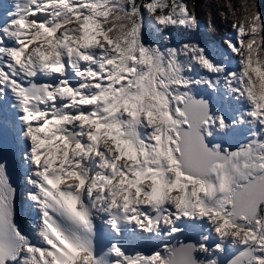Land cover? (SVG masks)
<instances>
[{
    "label": "snow or ice",
    "instance_id": "snow-or-ice-1",
    "mask_svg": "<svg viewBox=\"0 0 264 264\" xmlns=\"http://www.w3.org/2000/svg\"><path fill=\"white\" fill-rule=\"evenodd\" d=\"M225 7L235 38L221 49L172 45L171 29L200 27L185 0L0 3V102L17 113L42 245L14 223L0 160V264H219L225 244L238 249L227 264H264V15L248 0ZM198 88L245 107L226 122ZM241 126L249 139L234 151L206 142ZM99 218L137 242L204 222L218 243L202 235L150 255L113 243L97 255Z\"/></svg>",
    "mask_w": 264,
    "mask_h": 264
},
{
    "label": "bare ground",
    "instance_id": "bare-ground-1",
    "mask_svg": "<svg viewBox=\"0 0 264 264\" xmlns=\"http://www.w3.org/2000/svg\"><path fill=\"white\" fill-rule=\"evenodd\" d=\"M14 138L15 139V143H17L19 145V154L16 155L15 157V164L14 165H17L20 169V172H23L24 175H25V170L22 168L21 166V160H20V154L22 152V145L19 143V140H18V134L16 133L15 135H7V138L9 140V142H11V138ZM0 160H3L6 164H7V172H8V175L13 172V169L12 167L14 165L11 164L10 162V159H9V154H6L4 156H1L0 157ZM23 180V178H22ZM29 191V188L28 186L25 184V182L22 181V185L20 187V190H19V196H20V202L22 204V209L25 210V211H31V209H33V205L26 200V192ZM190 223H196V222H190ZM202 222H199L198 224H201ZM197 224V223H196ZM181 227V226H179ZM183 227V226H182ZM191 229V228H190ZM193 229V228H192ZM209 234V232H208ZM186 237V235L183 233V232H179V235L176 236V237H170V239L164 241L163 243H168V244H176L178 243L179 241H182L184 238ZM196 242H199V237L196 236ZM132 240V238L130 237L129 240L127 241V246H128V250L130 249H133L134 251H139V252H142L143 254L145 255H150L153 251H157L159 250V245L157 246H153V245H148L147 243L145 245L141 244V243H136L134 242L133 245L130 244V241ZM208 242H211V244H214V243H218L217 239H216V242L214 240H210ZM161 243V244H163ZM219 259V258H218ZM221 263L220 259H219V264Z\"/></svg>",
    "mask_w": 264,
    "mask_h": 264
},
{
    "label": "trees",
    "instance_id": "trees-1",
    "mask_svg": "<svg viewBox=\"0 0 264 264\" xmlns=\"http://www.w3.org/2000/svg\"><path fill=\"white\" fill-rule=\"evenodd\" d=\"M185 2L188 3L190 6L194 4L195 9H197L198 11H201L202 9H205L206 11H211L213 9L219 8L221 10H226L225 5L227 3H231L233 8L240 9L241 5L245 2V0H185ZM248 3H254V0H248ZM225 23V20H219L217 22H213V25L217 28L219 25ZM154 39H156V37H154Z\"/></svg>",
    "mask_w": 264,
    "mask_h": 264
},
{
    "label": "rangeland",
    "instance_id": "rangeland-1",
    "mask_svg": "<svg viewBox=\"0 0 264 264\" xmlns=\"http://www.w3.org/2000/svg\"><path fill=\"white\" fill-rule=\"evenodd\" d=\"M188 5H189V4H188ZM189 7L191 8L192 6L189 5ZM195 11H197V9H195ZM224 12H228V9L226 8V10H225ZM237 17H238V16H237ZM228 18L233 19V17H232L231 15H229ZM224 20H226V19L224 18ZM178 29H180V28H176V29H171V30H170V31L173 32L174 35L176 36V40H175V42H171L173 46H179L180 44L184 43L183 40H182L180 37H178L177 34L174 32V30H178ZM181 29H182V28H181ZM215 30H217V29H215ZM188 32L190 33V35H187V38L194 39V40L196 41V43H198V44H200L201 46H203V45L200 43V41H198V39H199V38L203 35V33H204V28H203L202 26H200L199 29H198L197 31H195V32H191V31H188ZM192 75H196V71H195V70H194V72L192 73ZM202 89H203V88H202ZM207 90H208V89H207ZM193 93H198L199 95H201V96H203V97L206 96V93L203 92L202 90L199 91V90H197V89H194V90H193ZM220 110H221V109H220L219 107H218V109L215 108L214 115H215L217 112L219 113ZM213 133H215V130H213ZM212 135H213V134H212ZM213 144H218V145H220L221 147L224 146V143H222L221 141H215V142L212 143V145H213ZM179 226H181L180 228L183 229L182 226H185V225H184L183 223H180ZM181 232H182V231H181ZM178 235H179V232H178L175 236H172V237H176V236H178ZM185 235H186V234H185ZM172 237H171V238H172ZM192 237L196 239L195 235L192 236ZM169 239H170V237H168V240H169ZM165 241H166V240H165Z\"/></svg>",
    "mask_w": 264,
    "mask_h": 264
},
{
    "label": "water",
    "instance_id": "water-1",
    "mask_svg": "<svg viewBox=\"0 0 264 264\" xmlns=\"http://www.w3.org/2000/svg\"><path fill=\"white\" fill-rule=\"evenodd\" d=\"M198 99H199V98H198ZM204 100H205V99H204ZM206 101H207V100H206ZM209 104H210V103H209ZM206 142L208 143V141H206ZM208 145H209V147H211L209 143H208ZM229 150H233V148L230 147ZM182 241H184V242H195V241L192 240L191 238H186V239H184V240H182ZM234 254H235V253H234ZM234 254L229 255L227 258H225V259L223 260L222 264H227V261H228V260H229Z\"/></svg>",
    "mask_w": 264,
    "mask_h": 264
}]
</instances>
